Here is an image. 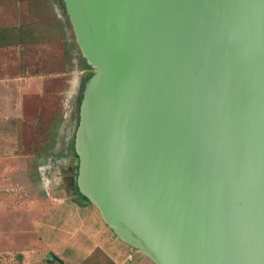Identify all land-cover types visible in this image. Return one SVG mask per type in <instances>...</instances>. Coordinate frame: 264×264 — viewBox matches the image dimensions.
<instances>
[{
	"label": "water",
	"instance_id": "water-1",
	"mask_svg": "<svg viewBox=\"0 0 264 264\" xmlns=\"http://www.w3.org/2000/svg\"><path fill=\"white\" fill-rule=\"evenodd\" d=\"M62 1L76 191L153 264H264V0Z\"/></svg>",
	"mask_w": 264,
	"mask_h": 264
},
{
	"label": "rangeland",
	"instance_id": "rangeland-1",
	"mask_svg": "<svg viewBox=\"0 0 264 264\" xmlns=\"http://www.w3.org/2000/svg\"><path fill=\"white\" fill-rule=\"evenodd\" d=\"M38 1L40 11L29 10L26 0L1 2L0 26L27 24L31 28L32 22L38 19L52 20L50 23L57 25L55 34L57 33L63 44L60 40V46L49 53L44 46L48 37L42 36L34 40L36 32L33 33L29 29L27 37H24L20 45H11L15 48L14 61L22 64L23 72L31 76L41 73L44 84L48 86L41 96L32 97L33 107L31 103L23 104L22 111L30 110L33 118L48 117V120L39 122L38 126L42 128H45L43 122L47 124L51 121V115L48 113H53L54 116L55 114L58 116L60 111L62 113L61 121H57V132L61 133V136H57V141L63 145L61 153L63 161L61 165L51 168L53 170L51 179L54 180L57 176V181L59 180L57 191L67 195L72 189L78 193L74 187L75 179L73 180L77 172L78 114L84 83L88 78L85 72H90L91 69L85 70L83 65L86 62L79 50L77 51L79 63L78 66L75 65L74 58L72 59L74 52L67 47L68 35H65L67 31L68 37L72 40L73 35L68 29L70 23L68 18L61 14L57 3L52 0L36 2ZM17 165L19 162L16 161L14 167H8L5 175L8 180L0 182V264H58L62 259L67 262L61 264H111L103 256L93 253L78 263L69 261V258L72 260L81 258L86 253V245L94 239L79 226L76 214L71 210L73 207L71 201L61 200L45 215H40L38 211L48 206L44 199L47 192L55 189L56 184L39 174L35 166H27L22 174H17L16 168L19 169ZM0 170L2 171V168ZM126 247L134 249L128 244ZM125 253L126 251L120 257ZM136 253L139 257L131 264L141 262L152 264L142 253L138 251ZM54 256L57 258L56 261L45 262L47 258L54 260Z\"/></svg>",
	"mask_w": 264,
	"mask_h": 264
},
{
	"label": "crops",
	"instance_id": "crops-1",
	"mask_svg": "<svg viewBox=\"0 0 264 264\" xmlns=\"http://www.w3.org/2000/svg\"><path fill=\"white\" fill-rule=\"evenodd\" d=\"M68 29L72 33L70 26ZM53 32L50 31L45 35L48 40L44 43V46L48 49V53L60 46L61 38L57 37L55 29ZM65 35L69 36L67 31ZM68 36L67 47L74 52L72 59L74 58V63L78 66V59H80L77 54L78 48L73 37L70 40ZM14 50L13 45L9 43L0 45V168H2V171L0 170V182H5V179L8 180V177H5L8 172L7 168L14 167L16 161L19 162V165L16 166L19 168H16L17 174H22L27 166H35L39 174L48 177L50 181L52 180V183L56 184L55 189L47 192V197L44 199L47 201L45 203H48V206L38 211L40 215H45L61 200L71 201L73 205L71 210L76 214L79 226L90 238L94 239L89 245H86V253L81 258L75 260L69 258V261L78 263L93 253V255L103 256L111 264H131L139 257L136 253L138 250L127 248V244L117 238L102 221L97 209L92 204L80 198L79 195L81 194L74 192L73 189L67 195H62L57 191L59 180L57 181V176L56 179H51L53 174L51 168L61 165L63 161L61 158L63 145L57 141V136H61V133L57 132V121H61L62 113L60 111L58 116L48 113V115H51V121L47 124L43 122L45 128H42L38 126L39 122L48 120V117L44 119L41 117L33 118L30 110L22 111L23 104L31 103L33 107L32 97L41 96L48 86L44 84L41 73L34 76L29 74V76L26 71V73L23 72L24 67L22 64L14 61ZM81 64L83 65V62ZM34 107L37 110V107ZM75 176H73V180ZM40 242L41 240H39ZM124 251H126L125 255L120 257ZM53 259L47 258L45 262L57 260L55 256ZM65 262L67 261L62 259L58 264Z\"/></svg>",
	"mask_w": 264,
	"mask_h": 264
},
{
	"label": "trees",
	"instance_id": "trees-1",
	"mask_svg": "<svg viewBox=\"0 0 264 264\" xmlns=\"http://www.w3.org/2000/svg\"><path fill=\"white\" fill-rule=\"evenodd\" d=\"M3 1H5V0H0V3ZM16 1H24V0H16ZM26 1H27L26 5H27V8L29 10H31V9H33L35 11L41 10L39 1L38 2H36L37 0H26ZM52 1H54V3H57L59 8L61 9V14H63L65 17H67L63 1L62 0H52ZM50 22H53V21L52 20L38 19V20H35V22H32L31 28H30V26L28 27L27 24H14L11 26H8V25L1 26L0 27V45H4L6 43L14 44V45H20L21 41L24 39V37H27L28 29H29V31H32L33 33L36 32V37L34 38V40H36L42 36L46 37L45 35H47L50 31H52V29L54 30L55 27H57V25L54 26L55 24L50 23ZM43 29H45V30H43ZM83 66L87 70L90 68L87 64H84ZM85 74L87 75V77H89L91 74V71L87 72V73L85 72ZM79 197L82 198L83 200H86V198L82 195H79Z\"/></svg>",
	"mask_w": 264,
	"mask_h": 264
}]
</instances>
